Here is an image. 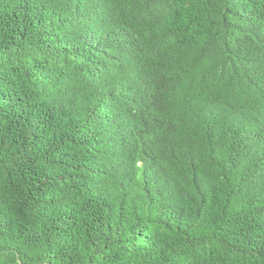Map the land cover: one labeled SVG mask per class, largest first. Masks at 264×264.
<instances>
[{
    "label": "trees",
    "instance_id": "trees-1",
    "mask_svg": "<svg viewBox=\"0 0 264 264\" xmlns=\"http://www.w3.org/2000/svg\"><path fill=\"white\" fill-rule=\"evenodd\" d=\"M0 264H264V0H0Z\"/></svg>",
    "mask_w": 264,
    "mask_h": 264
}]
</instances>
